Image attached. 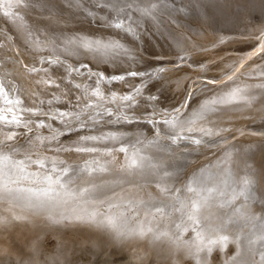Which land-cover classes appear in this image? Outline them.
I'll return each instance as SVG.
<instances>
[{"label": "rangeland", "instance_id": "rangeland-1", "mask_svg": "<svg viewBox=\"0 0 264 264\" xmlns=\"http://www.w3.org/2000/svg\"><path fill=\"white\" fill-rule=\"evenodd\" d=\"M0 1H9V0H0ZM10 1H15L16 3L18 2L17 4L14 3L13 6H15L16 9L18 10V7H19L18 4H20L21 5L20 9H22L23 13H24V10H26L25 14L27 15V17L24 14V18L26 17L25 22H22L23 24L20 23L21 25L18 26L19 29H18V27L15 28V26L11 24L12 22L15 24V22L13 21L14 17H12L11 15H9V16L5 15L7 11L2 12V6H3L2 4L3 3L1 4V2H0V15L4 14L3 16L2 15L0 16L1 17L0 18V43H2L4 45V47L0 46V48L2 47L5 54L7 53V57H5L6 56L5 54H4L5 56L2 54L5 57V58L3 57L5 61H1L2 55H0L1 56L0 57L1 58V60H0V63H1L0 64V75L2 73L4 75V76H1L2 78L0 77L2 79V80L1 79L0 80H1V82H5L4 84H7L6 80L7 81L12 80V82H14V83L16 81L23 82V86L21 87L23 89V91L20 88V94H18L19 96L17 95V91L19 89L18 87H16V88H14V87L8 88L7 87L8 88V90H7L6 85H3L4 87H2L0 85V88H1L0 91H2V92L5 91V95H6L4 98H2L3 101L5 102V105H4L5 107H3V105L0 107H3V109L4 108L5 109L1 111L2 108H0L1 114H3V116H5V113L7 115H10V116H12L11 114L16 115L17 117L16 116L15 117L17 119H19L17 121H20V124L18 122H16V123H18L16 125H19V126L23 125L21 127L22 131L20 130L19 132H17L20 129L19 128L15 132L16 134L14 132H11L9 129H7L8 130L7 135L10 138L6 139V140H8L6 148H9V146H13L15 144L14 147L15 146L16 147L13 148L14 154H16V155H23V154L27 155L28 159H30V157H31L33 162H30L28 164V166H32L35 164V165H38L39 167H43L42 160L43 161L46 160V162H48L47 161L48 158H53V160L56 163L60 161V164L62 163V164H66V165L69 164L68 162H77L79 160V159H77V160L76 159H68L70 157V154H74L75 157L80 158L79 161H85V163H86L85 166H83L81 169V170H83L82 174L79 173L80 174L79 176L76 174L71 175L73 177L71 179H74V180H72V183H70V184H72L74 186V188L76 187L77 190L67 191V192L63 191L64 193L63 192L62 193H60V192L55 193L54 192L51 194V191H53V189L51 190V188H50L47 191L48 193L46 192L48 195L47 196L48 198L50 196L55 197V195H59V194L61 197L63 195H65L66 198H69L70 194L79 193V191L84 193L88 189L89 190L86 192V196L90 195L91 192H93L94 190H99L103 193L106 192V193H104L106 195V197L107 196L111 197L110 195L116 194L115 188H116V186H118V184L116 185V183L118 181L120 184H123L124 181L125 182H128L130 180L134 181V179H132V177L126 178L124 176L123 178H117L118 173L116 171V169H117L116 165L117 164L119 167L121 166V168L123 170L125 168L131 166V164L129 162V158H130V154H129L130 151L129 150L130 149L125 148V147L123 148L124 144L121 145V143H120L121 141L119 142L120 145H118L119 146L118 147L117 145L113 146V144L110 142H107L108 144L104 145V142L102 143V140L99 139L100 138L99 136H101V134H103L105 132H107L106 134L110 133V132H108V131H110V128L107 126L106 122L104 124V122L101 123L102 122L101 121L100 124H97V126L95 124V122H97V120H99V118L105 119L106 117H108L107 115L111 114L112 109H115L113 107L115 105L111 104V101H110L111 99L108 98L109 95H111L113 98L115 96V98H118L119 101L120 100H122V102L124 101L123 104H121L120 108L124 109V110L126 109V111L128 110V113L133 114V115L144 116V115H148V114L151 115L154 112H158L162 115L164 114L163 116H168L169 114L172 115V116L167 117V119L169 118L170 120L167 121V119H165V120H161L158 123H161L164 127H166V125H168L169 121H172V120H176L178 122L182 121L183 122V125H182L183 130L181 132L179 131V128L177 127V124H178L177 122H173V123H177L175 126L174 125L172 126V124H169L170 125L169 129H165V130L166 131L168 130L169 133H171L170 137H172V138L177 137V138H179V140H181L182 142L187 143V144H188V142L189 143L195 142V143H193L194 148L191 150V152H189V150L188 151L184 150L183 152L181 151L182 155L176 154L174 152V151H179V149H175L173 152L169 151V153H175V155L178 156L177 158H180V160L177 162H173L172 164L170 162H165L164 160H161V162H158L157 165H159V166L157 168H151L153 172L150 170V172L153 174V176L155 175L153 178L151 177L152 176V174H151L150 177L144 176L140 179L141 175L138 174L139 177H137V176L136 177L139 178L140 181L135 180L134 183H132L133 184L132 185L133 190L137 189V191H131V192L130 191H124V192H122L121 197H120V199H122V201L120 202V204H118V200L116 197H112L110 199L107 197L108 199H106V200H108V202H109L108 206H106L107 203H105L104 200H102L101 203L99 204V207L97 208L98 214L91 216L92 218L90 217V214H88V213L84 214L87 219L89 218V221L83 218V219H81L80 222H75V221L71 222V221H67L66 219L59 217V216L53 218L52 216H48V215L44 214V212H46V211L47 212L53 211L52 210L53 207H51L52 205H56V206L60 205V203L58 201H55V200L51 201V199L44 201L43 205H41L40 207L38 205L34 204V207H27L26 209L21 208V207H24L25 205L18 203V202L14 203L13 201H9V202H4V201L1 202L0 201V207H1L0 208V264H236V261L238 259L237 257L239 255L238 254L239 250H237V246H236L237 244H235L236 243L235 240H234V243L232 244L230 241H228L229 239L226 238L225 240H223V244H222L223 246L221 244H218V245H216L217 247L214 246L212 249H210L208 247H204L206 243H203V241L206 238V234L215 235L214 233H218V232L220 233V231H218V230H221L220 227H222V226L224 227V225L232 223V222L242 223V222L249 221L251 224H248L247 228L252 226V225L255 226L256 222L252 221L251 219L239 221L238 216H239L240 211L249 212L252 215L256 216L258 219L264 218V209L256 207L259 205V202H261V201H263L261 203L264 204V195H263L264 194V155H263L264 154V113H263L264 112V107H263V105H264V102H263L264 101V95H263L264 94V17L261 18V16L264 14V12H262V11H264V6L260 3H258L259 7H256L257 10L252 9V11H251V8H253V3H250V2L244 3L243 2L245 4V6H244V4L242 5L244 8L240 7V6L234 7L237 10H235L236 13L233 15L235 16L237 14H241L242 16H240V18L237 20L236 25L235 26L232 25L231 27L220 26L221 28L218 27L215 29L214 28L215 26H213L214 24L212 25L209 21H206V20H208L207 18H206V20H204L206 22L201 21V19H204L203 18L204 15L198 16V19L197 18L196 19L186 18L185 20L188 23V25L186 27H184L185 32L183 31L185 34L187 33L186 35H184V38L186 39V41L183 40L184 41L183 43H185L184 47H186V48H184V50H182V48H181L180 53H179L181 55H179L178 54L179 50L176 49V47L173 45V42L170 39H168V40L166 39L167 43H170L168 46H166L167 43H157L158 44L157 45L156 41H153L154 39L150 35L149 36H146L147 34L142 35L141 34L142 32H140V34H141L140 35L136 30L132 29V26L134 27V25H135V21L130 22V24L132 25L131 26L130 24H128L127 20L125 21L124 19H122V20L119 19L117 21V23H114V22H111V20L110 21L108 19L106 20V18L104 16L98 15L99 16L98 17V16H96L97 14H92V17L94 19H96V21H94L95 23L93 21H91V23L90 22L87 23L86 20H82V18L79 15L69 13L70 11L64 12L65 10H63V12H64L63 13L61 10H57L58 11L57 13H56V11H54L56 13L55 16H52V14H45L48 11L47 8H49L48 2L51 3V1H55V0H48V1L47 0H37V1L33 0L34 3L32 0H10ZM92 1H95V4H97V6H99L101 8H103V7L106 8L108 6L107 4L101 2L102 0H97V1L92 0ZM29 2H31V3H29ZM88 2L91 3L90 1H88ZM27 4H28V6H27ZM24 7H26V8H24ZM29 7H31L33 10ZM108 7H110V6H108ZM194 7L195 6L191 4V8H193L195 10L199 9L198 7H197V9ZM139 8L144 9L143 7H139ZM245 8H247V9H245ZM29 9H30V11H29ZM37 9L42 10V12H39V11L37 12L36 11ZM147 9H149V6H147ZM70 10H73V9H70ZM137 10H133V13L134 14L140 13ZM144 10H146V9H144ZM33 11L36 13L34 14ZM241 11H243V12H241ZM246 12L249 15H247ZM31 13H32V15H31ZM39 13L47 15L48 17H46L44 15H40ZM226 15H225V17H226ZM245 15H247L248 17ZM31 16H32V19L34 18L33 20L31 19ZM61 16H62V19H61ZM2 17H3V19H2ZM58 17H60V18L57 19ZM52 18L55 19L54 22H52L53 21ZM98 18H100V19H98ZM242 18H245L246 22L242 21ZM101 19H102V21H100ZM37 20H39V21H37ZM40 20H42V21H40ZM45 20H47V21H45ZM103 20L104 21L106 20L105 22L108 21L109 23L107 22L108 23L107 24ZM189 20H190V22H189ZM227 20L228 19H225L224 21H227ZM6 21H7V23H6ZM99 21H100V23H99ZM56 22H57V24H55ZM97 22L99 24H97ZM8 23H9V25H8ZM39 23H41L42 25H40ZM102 23H105L106 26H104L105 24H102ZM54 24L56 26H54ZM96 24H97V26H96ZM91 25H93L94 28ZM82 26H86L88 30L86 29L87 30V31L85 30L86 32L84 30H81V28H83ZM103 26L107 27V29L104 28ZM237 26H240V27L237 28ZM5 27H6V29H5ZM22 27H24V28L22 29ZM86 27H84V28H86ZM108 27H109V29L111 28L110 29L111 32L108 31L109 30ZM234 27H235V30H234ZM53 28H55V29L57 28V30L54 29V31H55L54 32ZM61 28H62V30H61ZM101 28H103V32L106 29L105 31L107 33L106 34H105V32L103 33ZM130 28H131V30H130ZM222 28H223V30H222ZM17 29H18V31H16ZM118 29H120L121 31L119 30V32H123V34H124V32H127L125 34H126V36L127 35H129V36L126 37L125 35L120 34L121 35L120 37L122 38V40H121L120 37H117V36H119V33H117ZM45 30H47V31H45ZM98 30L99 31L101 30L100 34L98 33L99 32ZM15 31H16V33H15ZM19 31H21L22 33ZM57 31H59V32H57ZM65 31H68V32H65ZM69 31L71 32V34ZM26 33H28V34H26ZM64 33L65 34L68 33L69 35H72V34L73 35L74 34L80 35L81 37L83 35L84 40L86 41L87 45L89 44L90 39H92L91 37H95V35L97 37L96 39L100 40V41H98V43H100V42H103V43L109 42L110 43V41H112L113 43L117 42L118 46H120V45H127L128 46L129 45L128 48L130 47L131 52L134 55L122 54V53H116L115 55H113L114 54L113 53L111 55L110 54L111 52H102V50H101V52L98 51L99 55H97V57L94 58L95 59L94 62L96 61L97 63L92 62L93 59H90V58H88L87 55H85L87 57H84V58H86L89 61L91 60L90 65H92L93 63L95 65L97 64V66L93 65V69L89 68L90 73L88 74L87 80L85 82H78V80H77V81H75V83H73V81H71V83H70L68 81V79L65 80L67 82L65 84H64V82L63 83L62 82H60V83L55 82L56 81L55 77L58 79L59 77L61 78V76L64 77L65 75L72 76L71 75L72 73H70L69 71H66V70L59 71L61 73H60V76H58V74H57L58 72L54 73V72H51L50 69H47V67L48 68L55 67V65L54 66L52 65L51 58H50L52 56L53 51H54L53 54H55V56L56 55L60 56V54H64L63 48H62L63 45H61V43H64V38H65ZM16 34L18 35V37L21 36V39L23 37V41H21V42L17 41L15 38L12 39V36L14 37ZM23 34H25L27 36H25V35L23 36ZM43 34L46 35L45 36L46 38L44 37ZM91 34H93L94 36L93 35L91 36ZM151 35H154V34H151ZM38 36L39 37L43 36V37H40L41 40L49 42L51 44L50 49L48 47L41 49L42 47H40V45H39L40 43L39 44L34 43V41L37 42L39 40L37 38L34 39V37H38ZM61 36H62V38H61ZM138 36H139V38H138ZM143 36L145 37V39ZM223 36H225V37H223ZM53 37H55V38H53ZM115 37H117L118 39L120 38L119 39L120 42L115 41V39H114ZM134 37H135V40H134ZM58 38H59L60 42H59ZM130 38H131V40H130ZM147 38L149 40H147ZM96 39H95V41H97ZM132 39H133V41H138V42L134 43V42H132ZM24 40L27 41L26 42L27 44L24 42ZM143 40H145V41H143ZM16 41H17V44L18 43H21V44L24 43L25 46H24V44H22V45L19 44L20 45L19 48H20V50H22L20 52L21 54L16 56L15 58H13L10 55L12 52L9 50H10V48L15 46L16 43L13 44V42H16ZM30 42L31 43L33 42V43L31 44ZM151 42H153L155 45L154 44L152 45ZM29 43L34 47H32ZM109 43H107V44H109ZM145 43H146V45H145ZM90 44H91V42H90ZM159 44L163 45V46H160ZM131 45H133V46H131ZM22 46L25 48H23ZM137 46H138V48H137ZM6 47L7 48L9 47V49H7ZM21 47H22V49H21ZM28 47H29V49H28ZM166 47L167 48L169 47V49H166ZM32 48H34V49L36 48L35 49L36 52ZM53 48L55 50H53ZM164 48L166 49V51ZM170 48L172 50H170ZM5 49H7L8 51ZM39 49H40V51H39ZM132 49H133V51H132ZM104 50L109 51V49H107V48H104ZM31 51H33V52H31ZM140 52H141V54H140ZM22 53H23V55H22ZM39 53H40V55H39ZM30 54H31V56L34 54L33 57H31ZM177 54L179 55V57L177 56ZM127 55H129V56H127ZM9 56H11V57H9ZM66 56H68V55H66ZM101 56H103V57H101ZM132 56H134V57H132ZM138 56H139V59L141 58L143 61L140 59V62H139V60L137 59ZM140 56H142V57H140ZM32 58L33 59L35 58L37 60H33ZM132 58H134V59H132ZM86 59H84V60H86ZM108 59L112 60V61H109ZM117 60H118V62H117ZM11 61H13V62H11ZM106 61L108 64L106 63ZM20 62H21V64H20ZM120 62H123V63H120ZM138 62L140 64L137 65V67H135L136 64H138ZM155 62H159L162 64L156 66V65H154ZM63 64L66 65V63H63ZM178 64H180V65H178ZM105 65H107V66H105ZM115 65H116V67H115ZM128 65H129V67H128ZM130 65H131V67H130ZM257 65H259L258 69H261V70H258L257 68H255V67H257ZM104 66H105V68L106 67L107 68L112 67L113 69L111 68V72H110V69H107V68L105 69ZM119 66H120V68H118ZM155 67L156 68L158 67V69H160V71L157 69L158 70L157 75L155 74V75L147 77L146 75H148L150 73L149 71H151V73H152V70ZM5 68H7V69H5ZM10 68H11V70H10ZM96 68H98V69H96ZM121 68H123V69H121ZM126 68L128 70H126ZM129 68H130V71L132 70L131 72L129 71ZM142 68L149 70V71H147L149 73H147L146 75L141 74L144 77L139 78L138 77L139 75H137V74H140V72H144V71H141ZM8 69H9V71H8ZM17 69L18 70L21 69V70L18 71ZM120 69L124 72H121ZM251 69L254 73L251 72ZM115 70H117L118 73ZM249 70L251 73L249 72ZM256 70H258V71H256ZM48 71H50V72H48ZM98 71H102L104 74L107 72L108 73L105 74L106 76H104L100 73L97 74ZM113 71H115V72L113 73ZM46 72L49 73V75L50 74L51 75L50 76L47 75ZM62 72H63V74H62ZM256 72H258V73H256ZM41 73H43V75H41ZM115 73H117V74H115ZM184 73H186V74H184ZM245 73H247V74H245ZM262 73H263V75H262ZM109 74H111V75H109ZM252 74H254L255 76L253 75V77H252ZM44 75L47 79L43 78V80H41L42 79L41 77L42 76L44 77ZM112 75L116 76V78H118V79L115 80L116 79L115 78L114 81H111L113 79ZM32 76H34V77H32ZM126 76H127V79H129L128 81L126 79ZM135 76H136V78H135ZM258 76H260V77H258ZM17 77H18V79H17ZM48 77H49V79H48ZM124 77L126 80L124 79ZM34 78H35V80H33ZM36 79H38V80H36ZM52 79H54V80H52ZM99 79H102L104 81H108L105 83L104 91H102V92L100 91V88L97 87V83L100 82ZM254 79H256V82L257 81L261 82L260 87H258L259 85H256V82L255 83L253 82ZM61 80H63V78H61ZM34 81L37 82V83H35L36 85H34ZM51 81H52V83H50ZM116 81H118V85H116V83H117ZM259 82H257V83L259 84ZM67 84H69V86ZM125 84H127V85H125ZM129 84H131V85H129ZM61 85H62V88H61ZM71 85H72V87H71ZM113 85H115L114 86L115 88L113 87ZM255 85H256V87H254ZM50 86H51V88H50ZM81 86H83V88ZM118 86H119V88H118ZM133 86H135V88H131ZM249 86L252 88L254 87V89L250 88ZM59 88H60V91H59ZM65 88L67 91H65ZM235 88L237 91L235 90ZM262 88H263V90H261ZM127 89H128V91H127ZM57 90H58V92H57ZM97 90L100 92L99 97L97 96L98 94L96 93ZM244 90H245L246 94L243 92ZM105 91H106V93H105ZM256 91L258 94L255 93ZM239 92H241V93L238 94ZM33 93H34V95H33ZM75 93L77 94V96ZM101 93H103V94H101ZM133 93H135L136 95L133 96ZM54 94H56L57 96ZM61 94H62L63 98H62ZM249 94H250V96H248ZM254 94H256V96ZM67 95H69V97ZM233 95H234V97H233ZM251 95H253L254 97ZM24 96L26 99L24 98ZM35 96H39V97L34 98ZM29 97H30L32 103L30 102V99H28ZM84 97H88L89 100H88V98H84ZM141 97H143V98H141ZM260 97H262L263 100L260 99ZM93 98H95V99H93ZM226 98H229L230 100L229 99L227 100ZM250 98H252V99H250ZM78 99H79V101H78ZM92 99H93V102H92ZM25 100H27L29 102H26ZM221 100L223 102H221ZM225 100H227V101H225ZM14 101L20 102L23 105H20V107H19L17 105V103H15ZM75 101H77V102H75ZM34 102L37 104H35ZM86 102L88 104H86ZM161 102H162V105H161ZM1 104H3V103H1ZM139 104H141V105H139ZM149 104H151V105H149ZM40 106L42 108H40ZM195 107L197 110H195ZM211 107L212 108L214 107V108L212 109ZM203 109L207 110V111H204ZM208 109H210V110H208ZM108 110H109V112H108ZM91 111H92V113H91ZM103 111H106L108 113H105ZM173 113H175V115H173ZM94 115H95V117L93 118ZM181 116H183V117H181ZM81 117H83V118L81 119ZM188 117L191 120H189ZM95 118H97V119H95ZM45 119H47L49 122L47 125H46ZM58 119H60V120H58ZM59 121H61V123ZM88 121L93 122V123H90L91 126H90V124H87V125L85 124ZM166 122H167V124H166ZM186 122H188V123H186ZM51 124L56 125L54 127V129H56V130L57 129L61 130V128H63V126L66 127L65 129L69 135L67 134L66 131H63L62 133H59V134L57 133V135L61 136V138H65V139H62L63 141L65 140L64 142L56 141V143H55V141L52 139L53 137H51V136L48 137L47 134L46 135H44V134L40 135L44 132L45 133L49 132V130L54 131L53 127L50 126ZM185 124H189V125H187V127H186ZM207 124L208 125L212 124V125L210 127V126H207ZM127 126H129V128H131V129H128L126 131L125 134L127 136L125 134H121V136L119 138H122V136H124L123 137V139H124V138H126V137L128 138L132 135H133V137H138L142 133H144L143 130H141V128L139 129V132L135 131L137 129V127H136L137 125L135 127L133 125H131V126L127 125ZM205 126L207 127V129L204 128ZM77 127L80 130H77L78 129ZM81 127H82L83 131H85V129H86L87 132L85 131V133H88L89 135H86L84 132H82ZM101 127H105V128H101ZM157 127H158L157 128L158 131L160 129H161V131H163L162 127L161 128H160V126H157ZM195 127H196V129H195ZM23 128H25L27 131L24 130ZM75 128H77V129H75ZM97 128L98 129L101 128V129L98 130ZM105 129H108V130H105ZM192 129H194V130H192ZM203 129H205V131ZM210 129H212V131ZM71 130H72V132H71ZM95 130H96V133H99V134H95L94 133ZM195 130H196V132H195ZM2 131L4 132L5 130H2ZM178 131H179V134H177ZM192 131L195 134L191 133L192 135H190L189 132H192ZM3 132L0 133V137H1V135L6 133V132H4V133ZM38 132H40V133H38ZM75 132L80 133V134L76 135L77 137L81 136L82 134L83 135L81 136V138L80 137L77 138L75 136V138H76L75 139V138H73L74 136H72V135L76 134ZM101 132H103V133H101ZM128 132H129V134H128ZM183 132H186L189 134H186ZM201 132H203V133H201ZM205 132H208V133H206L207 135H205ZM210 132L212 134H210ZM90 133H92V134H90ZM112 133L117 135V132L111 131L110 134H112ZM18 134H20V135H18ZM92 136H94V137H92ZM181 136L182 137L185 136L186 139H185V137L183 139ZM191 136H193V137H191ZM151 137H155V136H151ZM22 138L23 139L27 138V140H25L26 142ZM74 139L78 140V141H74ZM71 140L74 142L73 143L74 147L68 146L65 149H63L64 151L67 150L66 151L67 155L66 154H64V155L60 154V150L55 147V146H59V145H57V143L58 144H62V143L68 144L66 141H71ZM95 140L97 141V143H95ZM43 141H45V142H43ZM52 141L54 142V144H52ZM99 141H101V142L99 143ZM186 141H188V142H186ZM9 142H12V143H9ZM80 142H82V143H80ZM98 143L102 148L98 145ZM21 144H22V149H20ZM69 144L72 145V142H69ZM80 144H84L85 146L80 145ZM27 145H29L30 147H28ZM107 145H108V147H107ZM17 146H19V148ZM23 146H24V148H23ZM79 147H80V149H79ZM103 147H104V149H103ZM198 147H199V150H197ZM44 148H46V149H44ZM209 148H211V149H209ZM76 149H78V151ZM126 149H128V150H126ZM245 149H247V151H245ZM134 150H136V149H134ZM106 151H109V152L107 153ZM193 151H195V154ZM201 151H203V152H201ZM39 152H40V154H39ZM68 152H69V154H68ZM185 152L187 153V156H186ZM188 152H189V154H188ZM198 152H201L203 155L201 153L197 154ZM77 153H82L83 155L77 156L76 155ZM124 153H125V155H124ZM235 153H237V154H235ZM65 155L69 156V157H67V158L63 157L62 158V156H65ZM140 155H141V151H140ZM197 155H199V156H197ZM9 156H11V155H9ZM191 158H192V160H191ZM216 158L219 161H217ZM11 159H13V158H11ZM211 159H215V160H213V162H212ZM57 160H59V161H57ZM89 160H91V161H89ZM186 160H187V162H186ZM221 160L223 161V163H221L222 162ZM36 161H38L39 164L36 163ZM182 161H183V163L185 162L184 163L185 166L183 164V167L181 165ZM188 162H190V165ZM210 162L212 164H209ZM90 163H92V164H90ZM203 163L206 165H204ZM219 163H221V164H219ZM171 165H172V167H171L172 169H176V168L181 166V170L183 169L182 171L187 170V173L185 176H183L184 174H182V179L180 180V182H176V183L171 182L170 179H169V182H166L165 180H163V179H165V177L159 176V175L164 174V173H161V169L164 166L166 169L167 167L170 168L169 166H171ZM212 165H213V167H212ZM216 165L220 166V168L216 167ZM25 166H27V165H25ZM39 167H37L35 169L38 170ZM49 167L50 166H48V167L45 166L44 168L48 169ZM192 167H193V169H192ZM199 170L200 171L202 170V171L200 172ZM102 171H104V172H102ZM207 171H212L213 174H220V175L223 174L225 171H227L226 172L227 174H224V175L228 179H229L228 174L230 176V179L233 178L232 180H234V178H235V181L233 182L234 185H237L235 187L239 188V189L241 188V190L244 189L242 192V195L244 197L245 196L252 197V202L247 203L249 205V207H246L245 204H240V203H242L240 200L234 199L233 205L239 204L237 207H234V206L230 205V202H231L230 198H232L233 194L229 193L227 195V198H228L227 200L229 202V205L226 206L224 201L221 200L222 197H220L219 200L215 197L217 200H215V203L212 202V205L218 203L219 205L225 207V209L218 208L217 206H215L213 208L210 207L211 208L210 212L206 216H204V218H203L204 225L206 224L205 225L206 228L204 229V228H199L202 225L201 224L197 225V222L194 221V220L201 219L200 217L197 216L198 209L193 208V205H192V207L189 206V204H192L191 202H189V200L191 198L193 199V191L194 190L191 191L188 189L189 190L188 191L186 188H187L188 183H189V185H191L194 182V181H191V183H190L188 181V179L191 180V178L195 177L197 179L196 182L198 184V177H202L200 174H204V173L206 174ZM261 171H262V173H261ZM167 174H168V171L166 173V176H167ZM191 176H193V177H191ZM75 177H77V178H75ZM184 177H188V178H186L184 180ZM15 178H18V177H15ZM244 179L245 180L247 179L249 181V183L245 184ZM55 180H56V182H54V183L63 185V183L60 179L55 178ZM18 181H23L22 177H20V179H18ZM35 181H37L38 184L45 182V181H39L37 178ZM242 181H243V183H242ZM46 183H49V182H46ZM93 184L98 185L100 188H90ZM184 184H186V185H184ZM239 185H241V186H239ZM176 186H179V187L183 186V189H181V192L179 193L180 195H178L174 191V187L176 188ZM242 186H243V188H242ZM172 188H173V190H172ZM251 188H253V189H251ZM260 188H262V189H260ZM145 189L149 190V192H150V193H147L146 196H145V193L148 191L144 192ZM141 191H143V192H141ZM18 192H20V191H18ZM22 192H24V191H22ZM168 192H170V193H168ZM41 195H44V194H41ZM174 195L176 197L175 199H173ZM95 198H97V197H95ZM95 198H91V199H95ZM91 199H87L86 201H89ZM176 199H178V202H175ZM96 200H98V199H96ZM161 200H163L164 202H162ZM183 200H184L185 204L183 203ZM45 203H49L52 205H47ZM20 205H22V206H20ZM162 205H166V206H162ZM204 206L207 207L208 205L205 204ZM174 207H175V209L173 211ZM30 208H31V210H30ZM149 208H153L154 210L152 212L148 213L147 210ZM177 208H178V210H176ZM163 209L166 212L163 213ZM179 211L181 213L183 211V213L180 214ZM184 212H185V214H184ZM172 213L176 214L177 219H174V220H176V221L178 220L177 223L172 221V219H171ZM192 215L193 216L196 215L195 219ZM109 216L110 217L112 216V218H110ZM16 217H23L24 219H17L16 220L15 219ZM189 217H191L192 220ZM182 218H183V220H182ZM196 218H199V219H196ZM187 220H191V222L187 221ZM181 222H182V224H184V223L187 224V222H188V224H187L188 227L191 225L188 228L189 230L186 228L180 227L179 223H181ZM195 222H196V224H195ZM220 223L224 224V225H219ZM170 224H172V225L169 226ZM193 224H194V227H196V229H199V230H196L194 227H192ZM210 225H212L211 228H209ZM175 226H177V228H175ZM247 228L244 229V231L247 233V235H249L250 237H253L254 233H251L252 227L250 229H247ZM202 229L205 231V233L204 232L201 233ZM199 232L201 233V237L199 236L200 235ZM203 234H205V235H203ZM226 234L227 235H235L236 231L235 230H229L226 232ZM202 236H203V238H202ZM200 239H201V241H200ZM259 240H260V238L255 239L254 244L258 243ZM199 241H200V243H199ZM201 242H202V244H201ZM242 243H243V240H242ZM219 249H221V250H219ZM245 257H246L248 264H249V261L251 259V255L249 253H246Z\"/></svg>", "mask_w": 264, "mask_h": 264}, {"label": "bare ground", "instance_id": "bare-ground-1", "mask_svg": "<svg viewBox=\"0 0 264 264\" xmlns=\"http://www.w3.org/2000/svg\"><path fill=\"white\" fill-rule=\"evenodd\" d=\"M33 1V0H32ZM31 1V2H32ZM37 1V0H36ZM48 1V0H47ZM88 1H90L91 3H89ZM97 1V0H96ZM239 1V2H238ZM1 2V4L3 5L2 6V12L3 11H7L6 12V14L5 15H7V16H9V15H11L12 17H14L13 19V21L15 22V24L12 22L11 24L12 25H14L15 26V28L16 27H18V26H20L21 24H23L22 22H25V18L27 17V15L25 14V11L26 10H24V13H23V11H22V9H20L21 8V5L20 4H18V10L16 9V7L15 6H13L14 5V3H16L15 1H0ZM31 2H29V3H31ZM100 2V1H99ZM101 2H103V3H105V4H107L108 6H110V7H106V8H101V7H99V6H97V4H95V1H92V0H55V1H51V3L50 2H48L49 3V8H47L48 9V11L46 12L44 9V11L46 12L45 14H52V16H55L56 15V13L58 12L57 10H61L62 12H63V10H65L64 12H66V11H70L69 13H72V14H77V15H79L81 18H82V20H86V22L87 23H91V21H96V19H94L93 17H92V14H97L96 16H98V15H100V16H104L105 18H106V20L108 19L109 21L111 20V22H114V23H117V21L119 20V19H124L125 21L127 20V22H128V24H130V22H133V21H135V25H134V27L132 26V29H134V30H136L139 34H140V32H142L141 34L142 35H144V34H147L146 36H151L154 40L153 41H156V44L157 43H167V40L168 39H170L172 42H173V45L176 47V49H178L179 50V52H178V54L180 53V50H181V48H182V50H184V48H186V47H184V45H185V43H183L184 41H186V39L184 38V35H186L184 32V27H186L187 25H188V23L186 22V18H194V19H198V16H202V15H204L203 16V18L204 19H201V21H203V22H206V21H209L213 26H215L214 28L216 29V28H218V27H220V26H226V27H231L232 25L233 26H235L236 25V22H237V20L240 18V16H242L241 14H237V15H233V14H235L236 13V11L235 10H237L236 8H234V7H238V6H240V7H243L242 5L245 3V2H247V3H253V8H251V11H252V9H255V10H257L256 9V7H259L258 6V3H260V4H262L263 6H264V0H102ZM244 2V3H243ZM18 3V2H17ZM16 3V4H17ZM28 3V4H29ZM33 3H34V1H33ZM44 3V2H43ZM28 4H27V6H28ZM191 4L192 5H194L195 7L194 8H196L197 9V7L199 8V9H197V10H195V9H193V8H191ZM26 5V4H25ZM38 5V4H37ZM112 5V6H111ZM11 6V7H10ZM32 6V5H31ZM147 6H149V9H147ZM244 6H245V4H244ZM36 7V6H35ZM43 7V6H42ZM41 7V8H42ZM47 7V6H46ZM139 7H143L144 9H146V10H144V9H140ZM248 7V6H247ZM24 8H26V7H24ZM23 8V9H24ZM29 8H31V7H29ZM73 9V10H70V9ZM244 8V7H243ZM32 9V8H31ZM138 9V10H137ZM245 9H247V8H245ZM33 10V9H32ZM133 10H137V11H139L140 13H133ZM29 11H30V9H29ZM28 11V12H29ZM37 12L39 11V12H42V10H36ZM43 11V12H44ZM54 11H56V13L54 12ZM196 13H195V12ZM32 12V11H31ZM34 12V11H33ZM63 12V13H64ZM135 12V11H134ZM241 12H243V11H241ZM248 12V11H247ZM247 12H246V14H247ZM262 12H264V11H262ZM27 13V12H26ZM30 13V12H29ZM28 13V14H29ZM36 12H34V14H35ZM252 13V12H251ZM24 14H25V18H24ZM40 15H44V14H42V13H39ZM227 14V15H226ZM2 16L4 15V14H1ZM0 15V16H1ZM31 15H32V13H31ZM68 15V14H67ZM66 15V16H67ZM70 15V14H69ZM225 15H226V17H225ZM247 15H249V14H247ZM247 15H245V16H247ZM6 16V17H7ZM34 16V15H33ZM44 16H46V17H48L47 15H44ZM51 16V17H52ZM71 16V15H70ZM73 16V15H72ZM180 16V17H179ZM30 17V16H29ZM50 17V16H49ZM99 17V16H98ZM236 17V18H235ZM248 17V16H247ZM264 17V14L261 16V18H263ZM1 18V17H0ZM60 17H58L57 19H59ZM84 18V19H83ZM206 18L208 19V20H206ZM228 19L227 21H224L225 19ZM2 19H3V17H2ZM1 19V20H2ZM6 19V18H5ZM4 19V20H5ZM31 19H32V16H31ZM34 19V18H33ZM32 19V20H33ZM50 19V18H49ZM48 19V20H49ZM53 19V21L52 22H54L55 21V19L54 18H52ZM56 19V20H57ZM61 19H62V16H61ZM60 19V20H61ZM98 19H100V18H98ZM200 19V18H199ZM8 20V19H7ZM74 20V19H73ZM105 20V21H106ZM204 20H206V21H204ZM3 21V20H2ZM10 21V20H9ZM12 21V20H11ZM37 21H39V20H37ZM40 21H42V20H40ZM45 21H47V20H45ZM62 21V20H61ZM66 21V20H65ZM69 21V20H68ZM100 21H102V19L100 20ZM100 21H99V23H100ZM104 21V20H103ZM104 21V22H105ZM224 21V22H223ZM242 21H244V22H246V19L245 18H242ZM5 22V21H4ZM59 22V21H58ZM79 22V21H78ZM108 22V21H107ZM107 22H105V23H107ZM189 22H190V20H189ZM202 22V23H203ZM234 22V23H233ZM6 23H7V21H6ZM10 23V22H9ZM9 23H8V25H9ZM21 23V24H20ZM51 23V22H50ZM68 23V22H67ZM66 23V24H67ZM75 23V22H74ZM95 23V22H94ZM98 22H97V24H99ZM105 23H102V24H105ZM109 23V22H108ZM107 23V24H108ZM223 23V24H222ZM5 24V23H4ZM40 25H42L41 23H39ZM55 24H57V22L55 23ZM54 24V26H56ZM59 24V23H58ZM97 24H96V26H97ZM134 24V23H133ZM139 24V25H138ZM192 24V23H191ZM204 24V23H203ZM64 25V24H63ZM77 25V24H76ZM11 26V25H10ZM39 26V25H38ZM58 26V25H57ZM60 26V25H59ZM81 26V25H80ZM92 27H93V25H91ZM104 26H106V24L104 25ZM103 26V27H104ZM109 26V25H108ZM120 26V25H119ZM178 26V27H177ZM12 27V26H11ZM61 27V26H60ZM83 28H81V30H86L87 29V27L86 26H82ZM84 27H86V28H84ZM101 27V26H100ZM112 27V26H111ZM130 27V26H129ZM225 27V28H226ZM238 27H240V26H237V28ZM14 28V27H13ZM12 28V29H13ZM24 27H22V29H23ZM44 28V27H43ZM94 28V27H93ZM104 28H106L107 29V27H104ZM120 28V27H119ZM122 28V27H121ZM136 28V29H135ZM221 28V27H220ZM219 28V29H220ZM224 28V27H223ZM223 28H222V30H223ZM5 29H6V27H5ZM18 29H19V27H18ZM18 29L16 30V31H18ZM26 29V28H25ZM52 29V28H51ZM54 29L55 28H53V31H54ZM60 29V28H59ZM100 29V28H99ZM102 29V32H103V28H101ZM105 29V30H106ZM108 29H109V27H108ZM111 29V28H110ZM110 29L108 30V31H110ZM113 29V28H112ZM116 29V28H115ZM114 29V30H115ZM183 29V30H182ZM218 29V30H219ZM248 29V28H247ZM55 30H57V28L55 29ZM61 30H62V28H61ZM88 30V29H87ZM86 30V31H87ZM91 30V29H90ZM89 30V31H90ZM94 30V29H93ZM104 30V32H105V34L107 33L106 31ZM119 30L120 29H118V31H117V33H119V36H117V37H120L121 35L120 34H122V35H125L126 36V34L125 33H127V32H124V34H123V32H119ZM125 30V29H124ZM130 30H131V28H130ZM229 30V29H228ZM234 30H235V27H234ZM16 31H15V33H16ZM22 31V30H21ZM21 31H19V32H21ZM24 31V30H23ZM45 31H47V30H45ZM77 31V30H76ZM85 31V32H86ZM95 31V30H94ZM93 31V32H94ZM99 31V30H98ZM101 31V30H100ZM100 31L98 32L99 34H100ZM121 31V30H120ZM184 31V32H183ZM11 32V31H10ZM25 32V31H24ZM55 32V31H54ZM57 32H59V31H57ZM62 32V31H61ZM60 32V33H61ZM65 32H68V31H65ZM70 32V31H69ZM103 32V33H104ZM111 32V31H110ZM116 32V31H115ZM132 32V31H131ZM135 32V31H134ZM234 32V31H233ZM232 32V33H233ZM22 33V32H21ZM63 33V32H62ZM61 33V34H62ZM97 33V32H96ZM113 33V32H112ZM228 33V32H227ZM239 33V32H238ZM2 34V33H1ZM18 34V33H17ZM15 35L14 37L12 36V39H16L17 41H23V37H22V39H21V36L20 37H18V35ZM26 34H28V33H26ZM41 34V33H40ZM70 34H71V32H70ZM83 34V33H82ZM86 34V33H85ZM84 34V35H85ZM111 34V33H110ZM115 34V33H114ZM113 34V35H114ZM140 34V35H141ZM151 34H154V35H151ZM11 35V34H10ZM21 35V34H20ZM25 34H23V36H24ZM44 35V34H43ZM93 34H91V36H92ZM108 35V34H107ZM112 35V36H113ZM25 36H27V35H25ZM46 35H44V37H45ZM55 36V35H54ZM57 36V35H56ZM64 36H65V38H64V43H61V45H63L62 46V48H63V52H64V54H60V56L59 55H56L55 56V54H53V52H52V56L50 57L51 58V62H52V65L54 66L55 65V67H51V68H48L47 67V69H50L51 70V72H58L57 74H58V76H60V73L61 72H59V71H63V70H66V71H69L70 73H72L71 75L72 76H68V75H65L64 77H62L61 76V78H63V80H61V78L58 80L56 77H55V79H56V81L55 82H64V84L65 83H67L65 80L66 79H68V81L71 83V81H73V83H75V81H77L78 80V82H85L86 80H87V76H88V74L90 73V69L89 68H92L93 69V65L94 66H97V64L95 65L94 63H97L96 61L94 62V58L95 57H97V55H99L98 54V51H100L101 52V50H102V52H111L110 54L112 55L113 53V55H115L116 53H122V54H131V55H134L132 52H131V49H130V47L128 48V46L127 45H120V46H118V44H117V42L116 43H113L112 41H110V43L109 42H106V43H103V42H100V43H98V41H100V40H97L96 38V35H95V37H91L92 39H90V42H91V44H90V42H89V44L87 45V43H86V41L84 40V36L82 35V37L80 36V35H69L68 33L67 34H65L64 33ZM94 36V35H93ZM100 36V35H99ZM102 36V35H101ZM105 36V35H104ZM116 36V35H115ZM127 36H129V35H127ZM126 36V37H127ZM39 37V36H38ZM38 37H34V39L35 38H37V39H39L37 42H35L34 41V43L35 44H39L40 45V47H42L41 49H44V48H49L50 49V46H51V44L49 43V42H46V41H43V40H41V38L40 37H43V36H40L39 38ZM103 37V36H102ZM108 37V36H107ZM114 37V36H113ZM117 37H115L114 39H115V41H119L120 42V38L118 39ZM144 37V36H143ZM223 37H225V36H223ZM33 38V37H32ZM46 38V37H45ZM49 38V37H48ZM53 38H55V37H53ZM61 38H62V36H61ZM94 38V39H93ZM138 38H139V36H138ZM75 39V40H74ZM95 39L97 40V41H95ZM125 39V38H124ZM123 39V40H124ZM144 39H145V37H144ZM167 39V40H166ZM193 39V38H192ZM249 39V38H248ZM58 40H59V38H58ZM57 40V41H58ZM121 40H122V38H121ZM130 40H131V38H130ZM134 40H135V37H134ZM147 40H149L148 38H147ZM152 40V39H151ZM184 40V41H183ZM196 40V39H195ZM236 40V39H235ZM17 41L16 42H13V44L14 43H16L15 44V46L14 47H12V48H10V50L9 51H11L12 53L10 54L13 58H15L16 56H18V55H20L21 53V51L22 50H20V45H22V44H24V43H18L17 44ZM109 41V40H108ZM114 41V40H113ZM128 41V40H127ZM143 41H145V40H143ZM219 41V40H218ZM24 42L26 43L27 41H25L24 40ZM52 42V41H51ZM59 42H60V40H59ZM123 42V41H122ZM132 42H138V41H133V39H132ZM141 42V41H140ZM147 42V41H146ZM171 42V43H172ZM31 43V42H30ZM29 43V44H30ZM33 43V42H32ZM31 43V44H32ZM107 43H109V44H107ZM129 43V42H128ZM142 43V42H141ZM150 43V42H149ZM152 43V45L154 44L153 42H151ZM189 43V42H188ZM1 45L0 46H2V47H4V45L2 44V43H0ZM20 44V45H19ZM27 44V43H26ZM30 44V45H31ZM133 44V43H132ZM138 44V43H137ZM170 43H167L166 44V46H168ZM190 44V43H189ZM19 45V46H18ZM29 45V46H30ZM34 45V44H33ZM55 45V44H54ZM59 45V44H58ZM145 45H146V43H145ZM144 45V46H145ZM155 45V44H154ZM158 45V44H157ZM160 45V44H159ZM172 45V44H171ZM24 46H25V44H24ZM32 46V45H31ZM38 46V45H37ZM131 46H133V45H131ZM148 46V45H147ZM160 46H163V45H160ZM159 46V47H160ZM2 47L0 48V55H4L5 54V52L3 51V49H2ZM23 47V46H22ZM22 47H21V49H22ZM32 47H34V46H32ZM55 47V46H54ZM135 47V46H134ZM165 47V46H164ZM7 48V47H6ZM23 48H25V47H23ZM27 48V47H26ZM37 48V47H36ZM35 48V49H36ZM101 48V49H100ZM103 48V49H102ZM104 48H107V49H109V51H106V50H104ZM137 48H138V46H137ZM155 48V47H154ZM7 49H9V47L7 48ZM7 49H5V50H7ZM28 49H29V47H28ZM27 49V50H28ZM32 49H34V48H32ZM34 49V50H35ZM48 49V50H49ZM59 49V48H58ZM61 49V48H60ZM145 49V48H144ZM157 49V48H156ZM155 49V50H156ZM159 49V48H158ZM163 49V48H162ZM165 49V48H164ZM166 49H169V47L167 48L166 47ZM166 49H165V51H166ZM229 49V48H228ZM31 50V49H30ZM33 50V51H34ZM53 50H55L54 48H53ZM135 50V49H134ZM170 50H172L171 48H170ZM239 50V49H238ZM3 51V52H2ZM8 51V50H7ZM33 51H31V52H33ZM39 51H40V49H39ZM43 51V50H42ZM41 51V52H42ZM60 51V50H59ZM132 51H133V49H132ZM186 51V50H185ZM235 51V50H234ZM27 52V51H26ZM35 52H36V50H35ZM50 52V51H49ZM170 52V51H169ZM29 53V52H28ZM35 54V53H34ZM33 54V55H34ZM46 54V53H45ZM140 54H141V52H140ZM177 54V56L179 57V55H181V54H179L178 55ZM2 55V60H1V58H0V60L1 61H5L4 60V58L5 57H7V53L3 56ZM22 55H23V53H22ZM33 55L31 56V54H30V56L31 57H33ZM39 55H40V53H39ZM38 55V56H39ZM44 55V54H43ZM47 55V54H46ZM65 55V56H64ZM66 55H68V56H66ZM85 55H87L88 56V58H90V59H93L92 60V62H94L92 65H90V62H91V60L89 61V60H87L86 58H84V57H87V56H85ZM129 55H127V56H129ZM136 55V54H135ZM11 56H9V57H11ZM122 56V55H121ZM176 56V55H175ZM1 57V56H0ZM4 57V58H3ZM37 57V56H36ZM101 57H103V56H101ZM113 57V56H112ZM119 57V56H118ZM125 57V56H124ZM132 57H134V56H132ZM140 57H142V56H140ZM39 58V57H38ZM109 58V57H108ZM117 58V57H116ZM127 58V57H126ZM131 58V57H130ZM144 58V57H143ZM33 59V58H32ZM84 59H86V60H84ZM100 59V58H99ZM120 59V58H119ZM132 59H134V58H132ZM137 59L139 60V62H140V59H139V56L137 57ZM246 59V58H245ZM16 60V59H15ZM14 60V61H15ZM33 60H37V59H33ZM109 60V59H108ZM130 60V59H129ZM142 60V59H141ZM9 61V60H8ZM19 61V60H18ZM89 61V62H88ZM104 61V60H103ZM109 61H112V60H109ZM143 61V60H142ZM11 62H13V61H11ZM26 62V61H25ZM34 62V61H33ZM116 62V61H115ZM117 62H118V60H117ZM138 62V64H136V66L135 67H137V65H139L140 63ZM4 63V62H3ZM10 63V62H9ZM63 63H66V65L65 64H63ZM99 63V62H98ZM106 63H107V61H106ZM120 63H123V62H120ZM134 63V62H133ZM1 64V63H0ZM12 64V63H11ZM19 64V63H18ZM20 64H21V62H20ZM108 64V63H107ZM162 63H159V62H155V64L154 65H156V66H158V65H161ZM181 64V63H180ZM180 64H178V65H180ZM14 65V64H13ZM133 65V64H132ZM261 65V64H260ZM105 66H107V65H105ZM105 66H104V68H105ZM127 66V65H126ZM134 66V65H133ZM142 66V65H141ZM140 66V67H141ZM175 66V65H174ZM258 66L259 65H257V67H255V68H257L258 69ZM4 67V66H3ZM2 67V68H3ZM16 67V66H15ZM24 67V66H23ZM115 67H116V65H115ZM128 67H129V65H128ZM130 67H131V65H130ZM262 67V66H261ZM1 68V69H2ZM36 68V67H35ZM102 68V67H101ZM107 68V67H106ZM105 68V69H106ZM112 68V67H111ZM111 68H107V69H110V72H111ZM118 68H120V66L118 67ZM134 68V67H133ZM139 68V67H138ZM161 68V67H160ZM5 69H7V68H5ZM31 69V68H30ZM60 69V70H59ZM95 69V68H94ZM96 69H98V68H96ZM103 69V68H102ZM113 69V68H112ZM115 69V68H114ZM121 69H123V68H121ZM120 69V70H121ZM158 67L156 68H154L153 70H152V73H151V71H149V70H147V69H143L142 68V70L141 71H144V72H140V74H137V75H139L138 77L140 78V77H144V76H142L141 74H147V73H149L148 75H146L147 77H149V76H152V75H157V72H158V70L160 71V69H158ZM10 70H11V68H10ZM18 70V69H17ZM21 69H19L18 71H20ZM42 70V69H41ZM81 70V71H80ZM126 70H128L127 68H126ZM258 70H261V69H258ZM258 70H256V71H258ZM8 71H9V69H8ZM109 71V70H108ZM116 72H117V70H115ZM115 71H113V73L115 72ZM119 71V70H118ZM129 71H130V68H129ZM132 71V70H131ZM130 71V72H131ZM147 71H149V72H147ZM5 72V71H4ZM22 72V71H21ZM48 72H50V71H48ZM121 72H124V71H122L121 70ZM156 72V73H155ZM249 72H250V70H249ZM251 72H253L252 71V69H251ZM250 72V73H251ZM261 72V71H260ZM47 73V72H46ZM102 74V75H104V76H106L105 74H107V73H103L102 71H98V73L97 74ZM118 73V72H117ZM117 73H115V74H117ZM254 73V72H253ZM256 73H258V72H256ZM8 74V73H7ZM56 74V75H57ZM62 74H63V72H62ZM61 74V75H62ZM65 74V73H64ZM165 74V73H164ZM184 74H186V73H184ZM245 74H247V73H245ZM261 74V73H260ZM12 75V74H11ZM16 75V74H15ZM30 75V74H29ZM41 75H43V73H41ZM46 75V74H45ZM45 75H44V77L42 76L40 79L41 80H43V78H45V79H47L46 77H45ZM47 75H49V73H47ZM51 75V74H50ZM49 75V76H50ZM53 75V74H52ZM109 75H111V74H109ZM114 75V74H113ZM112 75V77H113V79L111 80V81H114V79L116 78V76H113ZM123 75V74H122ZM131 75V74H130ZM249 75V74H248ZM247 75V76H248ZM251 75V74H250ZM253 75L254 74H252V77H253ZM262 75H263V73H262ZM1 76H4L3 75V73L0 75V77ZM7 76V75H6ZM13 76V75H12ZM26 76V75H25ZM38 76V75H37ZM245 76V75H244ZM255 76V75H254ZM257 76V75H256ZM21 77V76H20ZM32 77H34V76H32ZM40 77V76H39ZM53 77V76H52ZM122 77V76H121ZM133 77V76H132ZM250 77V76H249ZM258 77H260V76H258ZM2 78V77H1ZM0 78V79H1ZM30 78V77H29ZM51 78V77H50ZM135 78H136V76H135ZM164 78V77H163ZM6 79V78H5ZM17 79H18V77H17ZM32 79V78H31ZM44 79V80H45ZM48 79H49V77H48ZM118 78H116L115 80H117ZM124 79H125V77H124ZM126 79H127V76H126ZM125 79V80H126ZM132 79V78H131ZM161 79V78H160ZM253 79V78H252ZM2 80V79H1ZM1 80H0V85L2 86V87H4L3 85H6V89L8 90V88H12V87H14V88H16V87H18L19 89H18V91H17V95L18 94H20V88L23 86V82H18V81H16L15 83L14 82H12V80L11 81H7L6 80V82H7V84H4L5 82H1ZM21 80V79H20ZM29 80V79H28ZM33 80H35V78L33 79ZM32 80V81H33ZM36 80H38V79H36ZM52 80H54V79H52ZM100 80V82L99 83H97V87L98 88H100V91L102 92V91H104V87H105V83L106 82H108V81H104V80H102V79H99ZM129 79H127V81H128ZM136 80V79H135ZM139 80V79H138ZM255 80V81H254ZM253 80V82L255 83L256 82V79H254ZM31 81V80H30ZM40 81V80H39ZM46 81V80H45ZM120 81V80H119ZM133 81V80H132ZM149 81V80H148ZM252 81V80H251ZM250 81V82H251ZM18 82V83H17ZM48 82V81H47ZM68 82V83H69ZM117 83H116V85H118V81H116ZM121 82V81H120ZM131 82V81H130ZM136 82V81H135ZM244 82V81H243ZM247 82V81H246ZM257 82H259V81H257ZM256 82V85H259L258 87H260V83L261 82H259V84ZM35 83H37V82H35L34 81V85H36ZM41 83V82H40ZM50 83H52V81L50 82ZM58 83V84H59ZM95 83V82H94ZM191 83V82H190ZM248 83V82H247ZM252 84V83H251ZM25 85V84H24ZM60 85V84H59ZM68 86H69V84H67ZM94 85V84H93ZM125 85H127V84H125ZM129 85H131V84H129ZM135 85V84H134ZM254 85V84H253ZM256 85L254 86V87H256ZM26 86V85H25ZM88 86V85H87ZM115 85H113V87H114ZM188 86V85H187ZM8 87V88H7ZM28 87V86H27ZM44 87V86H43ZM60 87V86H59ZM66 87V86H65ZM71 87H72V85H71ZM70 87V88H71ZM82 88H83V86H81ZM130 87V86H129ZM241 87V86H240ZM250 87V86H249ZM254 87L252 88V87H250V88H252V89H254ZM46 88V87H45ZM50 88H51V86H50ZM61 88H62V85H61ZM115 88V87H114ZM118 88H119V86H118ZM122 88V87H121ZM127 88V87H126ZM131 88H135V86H133V87H131ZM130 88V89H131ZM191 88V87H190ZM189 88V89H190ZM242 88V87H241ZM57 89V88H56ZM68 89V88H67ZM108 89V88H107ZM111 89V88H110ZM117 89V88H116ZM238 89V88H237ZM0 90H1V88H0ZM21 90L23 91V89L21 88ZM55 90V89H54ZM113 90V89H112ZM119 90V89H118ZM122 90V89H121ZM125 90V89H124ZM132 90V89H131ZM235 90H236V88H235ZM256 90V89H255ZM261 90H263V88L261 89ZM59 91H60V88H59ZM65 91H67L66 90V88H65ZM114 91V90H113ZM127 91H128V89H127ZM237 91V90H236ZM260 91V90H259ZM28 92V91H27ZM33 92V91H32ZM57 92H58V90H57ZM56 92V93H57ZM70 92V91H69ZM115 92V91H114ZM149 92V91H148ZM245 94H246V92H245V90L243 91ZM242 92V93H243ZM26 93V92H25ZM88 93V92H87ZM96 93L98 94L97 96L99 97V95H100V92L97 90L96 91ZM105 93H106V91H105ZM241 92H239L238 94H240ZM255 93H257V91L255 92ZM11 94V93H10ZM64 94V93H63ZM76 94V93H75ZM74 94V95H75ZM79 94V93H78ZM101 94H103V93H101ZM141 94V93H140ZM139 94V95H140ZM144 94V93H143ZM147 94V93H146ZM150 94V93H149ZM235 94V93H234ZM237 94V93H236ZM253 94V93H252ZM258 94V93H257ZM33 95H34V93H33ZM36 95V94H35ZM54 95H56V94H54ZM53 95V96H54ZM65 95V94H64ZM80 95V94H79ZM78 95V96H79ZM114 95V94H113ZM134 95H136L135 93H133V96ZM255 96H256V94H254ZM264 95V94H263ZM0 106H2L3 105V107H5L4 105H5V102L3 101V99L2 98H4L6 95H5V91L4 92H2V91H0ZM19 96V95H18ZM17 96V97H18ZM30 96V95H29ZM57 96V95H56ZM61 96H62V94H61ZM68 97H69V95H67ZM76 96H77V94H76ZM75 96V97H76ZM163 96V95H162ZM230 96V95H229ZM237 96V95H236ZM248 96H250V94L248 95ZM251 96H253V95H251ZM38 98L39 96H35L34 98ZM72 97V96H71ZM91 97V96H90ZM117 97V96H116ZM159 97V96H158ZM161 97V96H160ZM231 97V96H230ZM233 97H234V95H233ZM254 97V96H253ZM24 98H25V96H24ZM55 98V97H54ZM53 98V99H54ZM61 98V97H60ZM62 98H63V96H62ZM78 98V97H77ZM81 98V97H80ZM84 98H88V97H84ZM92 98V97H91ZM108 98L109 99H111L110 101H111V104H114L115 106H113L115 109H112V111H111V114L110 115H107L108 117H106L105 119H102V118H99V120H97V122H95V124H96V126H97V124H100V122L101 123H103L104 122V124H105V122L107 123V126L110 128V131H108V132H110L111 133V131L112 132H117V135L116 134H114V133H112V134H110V133H108V134H106L107 132H105V133H103V132H101V133H103V134H101V136H99L100 138L99 139H101L102 140V143L104 142V145L105 144H108L107 142H110V143H112L113 144V146H118V145H120L119 144V142L121 143V145L122 144H124L123 145V148L125 147V148H128V149H130L128 152H129V154H130V158H129V162H130V164H131V166H129V167H127V168H125L124 170L121 168V166L119 167L118 166V164L116 165L117 166V169H116V171H117V178H123L124 176L127 178V177H132V179H134V181L136 180V181H140V179L142 178V177H144V176H151V172H150V170L152 171V169L151 168H157L159 165H157L158 164V162H161V160H164L165 162H170L171 164L173 163V162H177V161H179L180 160V158H177L178 156H176L175 155V153L176 154H179V155H182V153H181V151L183 152L184 150H189V152H191V150L194 148V144L193 143H195V142H188V141H186V142H188V144L187 143H184V142H182L181 140H179V138H177V137H174V138H172V137H170V135H171V133H169V131L167 132L165 129H169V124H172V126L174 125H176L177 123V127L179 128V131L181 132L183 129V122L181 121V122H178V121H176V120H172V121H169V123H168V125H166V127H164L161 123H158V122H160L161 120H165V119H167V117L168 116H172V115H168V116H163L162 114H160V113H158V112H154L153 114H151V115H144V116H137V115H133V114H130V113H128V110L126 111V109L124 110V109H121L120 107H121V104H123V102H122V100H118V98H115V96H114V98L111 96V95H109L108 96ZM141 98H143V97H141ZM162 98V97H161ZM12 99V98H11ZM26 99V98H25ZM28 99H30V97L28 98ZM65 99V98H64ZM74 99V98H73ZM82 99V98H81ZM93 99H95V98H93ZM93 99H92V102H93ZM105 99V98H104ZM136 99V98H135ZM138 99V98H137ZM227 100L229 99V98H226ZM250 99H252V98H250ZM260 99H262V97H260ZM13 100V99H12ZM33 100V99H32ZM37 100V99H36ZM63 100V99H62ZM88 100H89V98H88ZM140 100V99H139ZM142 100V99H141ZM227 100H225V101H227ZM230 100V99H229ZM263 100V99H262ZM26 102H29V101H27V100H25ZM43 101V100H42ZM78 101H79V99H78ZM81 101V100H80ZM86 101V100H85ZM158 101V100H157ZM15 102V101H14ZM30 102H31V99H30ZM63 102V101H62ZM75 102H77V101H75ZM84 102V101H83ZM221 102H223L222 100H221ZM220 102V103H221ZM264 102V101H263ZM1 103H3V104H1ZM15 103H17V105L20 107V105H23L22 103H20V102H15ZM32 103V102H31ZM35 103V102H34ZM80 103V102H79ZM85 103V102H84ZM35 104H37V103H35ZM86 104H88L87 102H86ZM129 104V103H128ZM137 104V103H136ZM40 105V104H39ZM139 105H141V104H139ZM138 105V106H139ZM149 105H151V104H149ZM161 105H162V102H161ZM160 105V106H161ZM194 105V104H193ZM203 105V104H202ZM259 105V104H258ZM91 106V105H90ZM93 106V105H92ZM119 106V107H118ZM206 106V105H205ZM212 106V105H211ZM216 106V105H215ZM218 106V105H217ZM3 107H0V108H2L1 109V111L2 110H4L3 109ZM182 107V106H181ZM258 107V106H257ZM256 107V108H257ZM263 107H264V105H263ZM18 108V107H17ZM40 108H42L41 106H40ZM135 108V107H134ZM139 108V107H138ZM142 108V107H141ZM207 108V107H206ZM212 108V107H211ZM214 108V107H213ZM212 108V109H213ZM262 108V107H261ZM147 109V108H146ZM160 109V108H159ZM180 109V108H179ZM259 109V108H258ZM84 110V109H83ZM106 110V109H105ZM109 110H108V112H109ZM150 110V109H149ZM148 110V111H149ZM195 110H197L196 109V107H195ZM204 110V109H203ZM208 110H210V109H208ZM221 110V109H220ZM260 110V109H259ZM80 111V110H79ZM88 111V110H87ZM204 111H207V110H204ZM203 111V112H204ZM262 111V110H261ZM260 111V112H261ZM5 112V111H4ZM35 112V111H34ZM103 112H105V113H108V112H106V111H103ZM127 112V113H126ZM175 112V111H174ZM179 112V111H178ZM200 112V111H199ZM209 112V111H208ZM227 112V111H226ZM78 113V112H77ZM76 113V114H77ZM91 113H92V111H91ZM104 113V114H105ZM136 113V112H135ZM147 113V112H146ZM151 113V112H150ZM264 113V112H263ZM16 114V113H15ZM12 116H10V115H7L6 113H5V116H3V114H1V112H0V133L1 132H3L2 130H5L4 132H6L5 134H3V135H1V137H0V201L2 202V201H4V202H9V201H13L14 203H21V204H24L25 206L24 207H21V208H24V209H26L27 207H34V204H36V205H38L39 207L41 206V205H43V203H44V201H46V200H49V199H51V201L52 200H55V201H58L59 203H60V205H52V204H49V203H45V204H47V205H52L51 207H53L52 208V210L53 211H49V212H44V214H46V215H48V216H52L53 218H55V217H57V216H59V217H62V218H64V219H66L67 221H75V222H80L81 221V219H86V220H88L89 221V218L87 219L86 218V216L84 215L85 213H88V214H90V217L91 216H94V215H96V214H98L97 213V208L99 207V204L101 203V201L102 200H104V202L105 203H107L106 204V206H108V204H109V202H108V200H106V199H110V198H112V197H116L117 198V200H118V204H120V202L122 201V199H120V197H121V194H122V192H124V191H137V189H135V190H133V187H132V183H134V181H128V182H123V184H120L119 183V181L116 183V185L118 184V186H116V188H115V191H116V194H112V195H110L111 197H106V195L104 194V193H106V192H101V191H99V190H94L93 192H91V194L90 195H88V196H86V192L89 190H87V191H85L84 193H82L81 191H79V193H74V194H70V196H69V198H66L65 197V195H63L62 197L60 196V194L59 195H55V197H53V196H50L49 198L47 197L48 195H47V191L51 188V190L53 189V191H51V194L52 193H62L63 191L64 192H67V191H74V190H77L76 189V187L74 188V186L72 185V184H70V183H72V180H74V179H71V178H73L71 175H80L79 173H83V170H81L82 169V167L83 166H85V161H79L80 160V158H77V157H75L74 156V154H70V157L69 156H66L67 154H66V151H64L63 149H65L66 147H68V146H72V147H74L73 146V141L71 140V141H66L68 144H58L57 143V145H59V146H55L57 149H59L60 150V154H62V155H64V154H66L65 156H62V158L64 157V158H67V157H69L68 159H79L77 162H68L69 164H60V161L59 160H57V161H59V162H55L54 160H53V158H48L47 159V161L48 162H46V160H42V164H43V167H39L38 165H32V166H28V164L30 163V162H33V160L31 159V157H30V159H28V157H27V155H16V154H14V149L13 148H15L14 147V145L13 146H9V148H6V146H7V142H8V140H6V139H9L10 137H8V135H7V129H9L11 132H16L17 131V129H19L17 132H19L20 130L22 131V126H19V125H16V124H20V121H17V120H19V119H17L16 117V115H14V114H11ZM70 115V114H69ZM93 115V114H92ZM102 115V114H101ZM100 115V116H101ZM106 115V114H105ZM173 115H175V113H173ZM209 115V114H208ZM16 116V117H15ZM49 116V115H48ZM84 117V116H83ZM83 117H81V119L83 118ZM89 117V116H88ZM95 117V115L93 116V118ZM97 117V116H96ZM180 117V116H179ZM181 117H183V116H181ZM216 117V116H215ZM36 118V117H35ZM51 118V117H50ZM65 118V117H64ZM91 118V117H90ZM104 118V117H103ZM189 118V117H188ZM187 118V119H188ZM52 119V118H51ZM74 119V118H73ZM80 119V120H81ZM95 119H97V118H95ZM181 119V118H180ZM183 119V118H182ZM185 119V118H184ZM57 120V119H56ZM58 120H60V119H58ZM168 120H170L169 118L167 119V121ZM179 120V119H178ZM189 120H191L190 118H189ZM76 121V120H75ZM74 121V122H75ZM108 121V122H107ZM180 121V120H179ZM16 122H18V123H16ZM45 122H46V125L49 123L48 122V120L47 119H45ZM51 122V121H50ZM60 123H61V121H59ZM173 122H177V123H173ZM28 123V122H27ZM90 123H93V122H90V121H88L87 123H85L86 125L87 124H90ZM158 123V124H157ZM165 123V122H164ZM186 123H188V122H186ZM31 124V123H30ZM29 124V125H30ZM70 124V123H69ZM72 124V123H71ZM166 124H167V122H166ZM193 124V123H192ZM195 124V123H194ZM74 125V124H73ZM72 125V126H73ZM80 125V124H79ZM127 125H133L134 127L136 126L137 127V129L135 130V131H138L139 132V129L141 128V130H143V132L145 133H142L140 136H138V137H133V135L132 136H130V137H126V138H124L123 139V137L124 136H122V138H119L120 136H121V134H125L126 133V131L128 130V129H131V128H129V126H127ZM187 125H189V124H185V126L187 127ZM212 125V124H211ZM211 125H208L207 124V126H210L211 127ZM50 126H52L53 127V130L54 131H52V130H49V132H47V133H45L44 131V133H42V134H40V135H48V137L49 136H51V137H53L52 139L55 141V143H56V141H60V142H64L62 139H65V138H61V136H59V135H57V133L59 134V133H62L63 131H66V127L65 126H63V128H61V130H56V129H54V127L56 126V125H50ZM62 126V125H61ZM71 126V127H72ZM81 126V125H80ZM79 126V127H80ZM90 126H91V124H90ZM95 126V127H96ZM104 126V125H103ZM157 126H160V128L162 127V129H163V131H161V129L158 131V127ZM191 126V125H190ZM220 126V125H219ZM49 127V126H48ZM69 127V126H68ZM84 127V126H83ZM100 127V126H99ZM106 127V126H105ZM105 127H101V128H105ZM189 127V126H188ZM192 127V126H191ZM34 128V127H33ZM41 128V127H40ZM74 128V127H73ZM78 128V127H77ZM77 128H75V129H77ZM101 128H99V129H101ZM204 128H206L207 129V127L205 126ZM24 130H26L25 128H23ZM42 129V128H41ZM65 129V130H64ZM98 129V128H97ZM98 129V130H99ZM133 129V128H132ZM177 129V128H176ZM186 129V128H185ZM191 129V128H190ZM195 129H196V127H195ZM263 129V128H262ZM30 130V129H29ZM40 130V129H39ZM69 130V129H68ZM77 130H80L79 128L77 129ZM81 130H82V132H84L85 133V131H86V129H85V131H83V129H82V127H81ZM90 130V129H89ZM103 130V129H102ZM105 130H108V129H105ZM171 130V129H170ZM175 130V129H174ZM192 130H194V129H192ZM204 131H205V129H203ZM211 131H212V129H210ZM27 131V130H26ZM46 131V130H45ZM134 131V130H133ZM148 131V132H147ZM179 131L177 132V134H179ZM191 131V130H190ZM3 132V133H4ZM67 132V131H66ZM71 132H72V130H71ZM81 132V133H82ZM87 132V131H86ZM90 132V131H89ZM149 134H147V133ZM171 132V131H170ZM176 132V131H175ZM195 132H196V130H195ZM31 133V132H30ZM38 133H40V132H38ZM76 133V132H75ZM95 134H99V133H96V130H95V132H94ZM183 133H186V132H183ZM190 133V135H192V134H195V133H193V131L192 132H189ZM189 133H186V134H189ZM192 133V134H191ZM200 133V132H199ZM201 133H203V132H201ZM206 133H208V132H205V135H207ZM16 134V133H15ZM14 134V135H15ZM33 134V133H32ZM31 134V135H32ZM67 134H68V132H67ZM72 134V133H71ZM77 134H80L79 132L78 133H76V134H74V135H72V136H74L73 138H75V136L77 135ZM86 135H89L88 133H85ZM84 134V135H85ZM90 134H92V133H90ZM128 134H129V132H128ZM173 134V133H172ZM176 134V135H177ZM181 134V133H180ZM210 134H212L211 132H210ZM18 135H20V134H18ZM27 135V134H26ZM54 135V136H53ZM64 135V134H63ZM62 135V136H63ZM69 135V134H68ZM83 135V134H82ZM81 135V136H82ZM126 135V134H125ZM174 135V134H173ZM183 135V134H182ZM254 135V134H253ZM11 136V135H10ZM13 136V135H12ZM25 136V135H24ZM28 136V135H27ZM33 136V135H32ZM71 136V135H70ZM81 136H78V137H80L81 138ZM91 136V135H90ZM95 136V135H94ZM94 136H92V137H94ZM97 136V135H96ZM127 136V135H126ZM135 136V135H134ZM151 136H155V137H151ZM188 136V135H187ZM194 136V135H193ZM193 136H191V137H193ZM196 136V135H195ZM14 137V136H13ZM30 137V136H29ZM45 137V136H44ZM77 137V136H76ZM77 137V138H78ZM182 137V136H181ZM185 137V136H184ZM184 137H182L183 139H184ZM190 137V138H191ZM198 137V136H197ZM217 137V136H216ZM16 138V137H15ZM18 138V137H17ZM28 138V137H27ZM27 138L26 139H23L24 141L25 140H27ZM36 138V137H35ZM189 138V137H188ZM196 138V137H195ZM214 138V137H213ZM33 139V138H32ZM38 139V138H37ZM48 139V138H47ZM51 139V140H52ZM60 139V140H59ZM68 139V138H67ZM66 139V140H67ZM72 139V138H71ZM76 139V138H75ZM74 139V141H78V140H75ZM98 139V138H97ZM122 139V140H121ZM182 139V140H183ZM185 139H186V137H185ZM211 139V138H210ZM12 140V139H11ZM62 140V141H61ZM84 140V139H83ZM194 140V139H193ZM37 141V140H36ZM80 141V140H79ZM93 141V140H92ZM196 141V140H195ZM26 142V141H25ZM38 142V141H37ZM43 142H45V141H43ZM47 142V141H46ZM69 142H72V145L71 144H69ZM101 141H99V143H100ZM106 142V143H105ZM9 143H12V142H9ZM17 143V142H16ZM21 143V142H20ZM80 143H82V142H80ZM95 143H97V141L95 140ZM99 143H98V145H99ZM43 144V143H42ZM52 144H54V142L52 141ZM79 144V143H78ZM77 144V145H78ZM85 144V143H84ZM84 144H80V145H84ZM206 144V143H205ZM208 144V143H207ZM20 145V144H19ZM30 145V144H29ZM29 145H27L28 147H30ZM38 145V144H37ZM76 145V146H77ZM103 145V146H104ZM110 145V144H109ZM85 146V145H84ZM100 146V145H99ZM18 148H19V146H17ZM50 147V146H49ZM52 147V146H51ZM95 147V146H94ZM101 147V146H100ZM107 147H108V145H107ZM110 147V146H109ZM119 147V146H118ZM196 147V146H195ZM23 148H24V146H23ZM54 148V147H53ZM70 148V147H69ZM76 148V147H75ZM97 148V147H96ZM102 148V147H101ZM114 148V147H113ZM116 148V147H115ZM202 148V147H201ZM20 149H22V144H21V148ZM41 149V148H40ZM44 149H46V148H44ZM49 149V148H48ZM68 149V148H67ZM71 149V148H70ZM74 149V148H73ZM79 149H80V147H79ZM98 149V148H97ZM96 149V150H97ZM103 149H104V147H103ZM119 149V148H118ZM121 149V148H120ZM128 149H126V150H128ZM134 149H136V150H134ZM175 149H179V151H174ZM205 149V148H204ZM209 149H211V148H209ZM243 149V148H242ZM19 150V149H18ZM77 151H78V149H76ZM99 150V149H98ZM101 150V149H100ZM197 150H199V147H198V149ZM196 150V151H197ZM207 150V149H206ZM241 150V149H240ZM58 151V150H57ZM74 151V150H73ZM105 151V150H104ZM103 151V152H104ZM116 151V150H115ZM124 151V150H123ZM140 151H141V155H140ZM169 151L170 152H175V153H169ZM204 151V150H203ZM203 151H201V152H203ZM245 151H247V149H245ZM54 152V151H53ZM107 153L109 152V151H106ZM189 152H188V154H189ZM194 152V154H195V151H193ZM192 152V153H193ZM201 152H198L197 154H199V153H201ZM212 152V151H211ZM243 152V151H242ZM252 152V151H251ZM16 153V152H15ZM21 153V152H20ZM23 153V152H22ZM30 153V152H29ZM28 153V154H29ZM50 153V152H49ZM126 153V152H125ZM125 153H124V155H125ZM186 153V152H185ZM191 153V154H192ZM210 153V152H209ZM39 154H40V152H39ZM42 154V153H41ZM68 154H69V152H68ZM202 154V153H201ZM235 154H237V153H235ZM241 154V153H240ZM9 155H11V156H9ZM46 155V154H45ZM49 155V154H48ZM51 155V154H50ZM77 156H79V155H83L82 153H77L76 154ZM108 155V154H107ZM203 155V154H202ZM208 155V154H207ZM221 155V154H220ZM249 155V154H248ZM264 155V154H263ZM42 156V155H41ZM47 156V155H46ZM184 156V155H183ZM186 156H187V153H186ZM197 156H199V155H197ZM196 156V157H197ZM243 156V155H242ZM241 156V157H242ZM25 157V158H24ZM36 157V156H35ZM40 157V156H39ZM55 157V156H54ZM191 157V156H190ZM214 157V156H213ZM250 157V156H249ZM248 157V158H249ZM11 158H13V159H11ZM33 158V157H32ZM108 158V157H107ZM193 158V157H192ZM192 158H191V160H192ZM45 159V158H44ZM217 159V158H216ZM244 159V158H243ZM250 159V158H249ZM56 160V159H55ZM183 160V159H182ZM212 160V162H213V160H215V159H211ZM66 161V160H65ZM89 161H91V160H89ZM133 161H135V163H133ZM185 161V160H184ZM190 161V160H189ZM195 161V160H194ZM201 161V160H200ZM217 161H219L218 159H217ZM222 161V160H221ZM93 162V161H92ZM114 162V161H113ZM186 162H187V160H186ZM203 162V161H202ZM216 162V161H215ZM248 162V161H247ZM36 163H38V161H36ZM185 163V162H184ZM183 161H182V167H183ZM189 163V165H190V162H188ZM187 163V164H188ZM192 163V162H191ZM205 163V162H204ZM203 163V164H204ZM221 163H223V161L221 162ZM221 163H219V164H221ZM39 164V163H38ZM89 164V163H88ZM90 164H92V163H90ZM209 164H212L211 162L209 163ZM248 164V163H247ZM25 165H27V166H25ZM50 166L48 169H46V168H44L45 166ZM204 165H206V164H204ZM105 166V165H104ZM184 166H185V164H184ZM224 166V165H223ZM37 167H39L38 168V170H36L35 168H37ZM94 167V166H93ZM170 168L172 167V165L171 166H169ZM176 167V166H175ZM204 167V166H203ZM202 167V168H203ZM209 167V166H208ZM211 167V166H210ZM212 167H213V165H212ZM216 167H219L220 168V166H217L216 165ZM170 168H166L165 169V166L161 169V173H164V174H162V175H159V176H163V177H165V179H163V180H165L166 182H169V179L171 180V182H180V180L182 179V174H184L183 176H185L186 175V173H187V170H184V171H182L181 170V166L180 167H178V168H176V169H170ZM185 168V167H184ZM223 168V167H222ZM149 169V170H148ZM192 169H193V167H192ZM198 169V168H197ZM196 170V169H195ZM203 170V169H202ZM201 170V171H202ZM211 170V169H210ZM218 170V169H217ZM223 170V169H222ZM167 171H168V174H167V176H166V173H167ZM200 171V170H199ZM200 171V172H201ZM216 171V170H215ZM214 171V172H215ZM219 171V170H218ZM102 172H104V171H102ZM153 172V171H152ZM184 172V173H183ZM193 172V171H192ZM197 172V171H196ZM211 172V173H210ZM220 172V171H219ZM224 172V171H223ZM227 171H225L223 174H213L212 173V171H207V173L205 174H200L202 177H198V184H197V179L194 177V178H191V177H193V176H191L190 178H191V180H189L188 179V181L191 183V181H194L191 185H189V183H188V185H187V190L189 189V190H191V191H193V199L191 198L190 200H189V202H191L192 204H189V206H191L192 207V205H195V209L197 208L198 209V212H197V216L198 217H200L201 219H199V218H196V219H199V220H194V221H196L197 222V225H202L201 227H199V228H206L205 227V225H204V222H203V218H204V216H206L209 212H210V210H211V208H213V207H215V206H217L218 208H221V209H225V207H223V206H221V205H219L218 203L217 204H213L212 205V202L213 203H215V200H219L220 199V197H222L221 198V200H223L224 201V203L226 204V206H228L229 205V202H228V198H227V195L229 194V193H232L233 194V196H232V198H230L231 199V202H230V205H232V206H234V207H237L238 205H233V202H234V199H238V200H240L242 203H240V204H245L246 205V207H249V205L247 204V203H250V202H252V197H250V196H243L242 195V192H243V190L244 189H242L241 190V188L239 189V188H236L235 186H237V185H234L233 184V182L235 181V178H234V180H232V179H230V176H229V174H228V177H229V179L224 175V174H227L226 173ZM94 173V172H93ZM194 173V172H193ZM221 173V172H220ZM261 173H262V171H261ZM99 174V173H98ZM138 174H140L141 176H140V179L139 178H137V177H139V175ZM191 174V173H190ZM193 175V174H192ZM242 175V174H241ZM263 175V174H262ZM84 176V175H83ZM137 176V177H136ZM155 176V175H154ZM153 176V174H152V178L154 177ZM196 176V175H195ZM237 176V175H236ZM245 176V175H244ZM260 176V175H259ZM15 177H18V178H15ZM20 177H22V180L23 181H18V179H20ZM134 177V178H133ZM136 177V178H135ZM263 177V176H262ZM36 178L39 180V181H45V182H43V183H40V184H38L37 183V181H35L36 180ZM55 178L56 179H60L61 181H62V183H63V185H61V184H56V183H54V182H56V180H55ZM75 178H77V177H75ZM186 178H188V177H184V180L186 179ZM227 178V179H226ZM246 178V177H245ZM261 178V177H260ZM93 179V178H92ZM149 179V178H148ZM158 179V178H157ZM194 179V180H193ZM243 179V178H242ZM248 179V178H247ZM246 179V180H247ZM262 179V178H261ZM128 180V179H127ZM126 180V181H127ZM245 180V179H244ZM93 181V180H92ZM144 181V180H143ZM151 181V180H150ZM259 181V180H258ZM46 182H49V183H46ZM160 182V181H159ZM183 182V181H182ZM187 182V181H186ZM262 182V181H261ZM75 183V182H74ZM94 183V182H93ZM185 183V182H184ZM238 183V182H237ZM242 183H243V181H242ZM263 183V182H262ZM56 184V185H55ZM69 184V185H68ZM144 184V183H143ZM236 184V183H235ZM184 185H186V184H184ZM245 185V184H244ZM66 186V187H65ZM69 186V187H68ZM173 186V185H172ZM239 186H241V185H239ZM238 186V187H239ZM140 187V186H139ZM171 187V186H170ZM169 187V188H170ZM249 187V186H248ZM247 187V188H248ZM90 188H100L98 185H95V184H93ZM242 188H243V186H242ZM245 188V187H244ZM254 188V187H253ZM253 188H251V189H253ZM70 189V190H69ZM171 189V188H170ZM181 189H183V186L182 187H179V186H176V188L174 187V191L178 194V195H180L179 193L181 192ZM250 189V188H249ZM260 189H262V188H260ZM172 190H173V188H172ZM188 190V191H189ZM238 190V191H237ZM18 191H20V192H18ZM22 191H24V192H22ZM146 191H148V192H146ZM166 191V190H165ZM170 191V190H169ZM173 191V192H174ZM47 192V193H46ZM63 192V193H64ZM141 192H143V191H141ZM144 192H146L145 193V196L147 195V193H150L149 192V190H147V189H145L144 190ZM167 192V191H166ZM165 192V193H166ZM172 192V193H173ZM253 192V191H252ZM27 193V194H26ZM40 193V194H39ZM109 193V192H108ZM168 193H170V192H168ZM262 193V192H261ZM41 194H44V195H41ZM144 194V193H143ZM152 194V193H151ZM167 194V193H166ZM174 194V193H173ZM260 194V193H259ZM67 195V194H66ZM171 195V194H170ZM221 195V196H220ZM264 195V194H263ZM177 196V195H176ZM257 196V195H256ZM255 196V197H256ZM95 197H97V198H95ZM178 197V196H177ZM180 197V196H179ZM217 199H216V198ZM259 197V196H258ZM91 198H95V199H91ZM103 198V199H102ZM105 198V199H104ZM176 197H175V195L173 196V199H175ZM210 198V199H209ZM260 198V197H259ZM87 199H91V200H89V201H86ZM96 199H98V200H96ZM186 199V198H185ZM184 199V200H185ZM226 199V200H225ZM184 200H183V203H184ZM260 200V199H259ZM83 201V202H82ZM162 202H164L163 200H161ZM255 201V200H254ZM49 202V201H48ZM175 202H178V199H176L175 200ZM261 202H263V201H261ZM261 202H259V205L258 206H256L257 208L259 207V208H261V209H264V204L263 203H261ZM167 203V202H166ZM57 204V203H56ZM179 204V203H178ZM185 204V203H184ZM205 204H207L208 206L207 207H205L204 205ZM19 205V204H18ZM167 205V204H166ZM166 205H162V206H166ZM20 206H22V205H20ZM181 206V205H180ZM183 206V205H182ZM187 206V205H186ZM220 206V207H219ZM10 207V206H9ZM46 207V206H45ZM211 207V208H210ZM1 208V207H0ZM47 208V207H46ZM184 208V207H183ZM189 208V207H188ZM194 208V207H193ZM39 209V208H38ZM44 209V208H43ZM51 209V208H50ZM174 209H175V207L173 208V211H174ZM185 209V208H184ZM191 209V208H190ZM8 210V209H7ZM30 210H31V208H30ZM154 209L153 208H149L147 211H148V213L149 212H152ZM176 210H178V208L176 209ZM189 210V209H188ZM187 210V211H188ZM186 211V210H185ZM190 211V210H189ZM14 212V211H13ZM118 212V211H117ZM164 212H166L164 209H163V213ZM176 212V211H175ZM180 212V211H179ZM191 212V211H190ZM196 212V211H195ZM37 213V212H36ZM182 213H183V211H182ZM181 212H180V214H182ZM187 213V212H186ZM15 214V213H14ZM118 214V213H117ZM184 214H185V212H184ZM189 214V213H188ZM187 215V214H186ZM190 215V214H189ZM18 216V215H17ZM193 216V215H192ZM191 216V217H192ZM195 216L196 215H194L193 217H194V219H195ZM110 217V216H109ZM191 217H189L190 219H191ZM92 218V217H91ZM96 218V217H95ZM110 218H112V216L110 217ZM185 218V217H184ZM238 218H239V221H243V220H246V219H251L252 221H254V222H256V224H255V226H250V227H248L247 228V225L248 224H251L249 221H246V222H242V223H236V222H232V223H229V224H226V225H224V224H219V225H224V227L222 226V227H220V229L221 230H218V231H220V233L218 232V233H214L215 235H209V234H206V238L204 239V241H203V243H206L205 244V246L204 247H208V248H210V249H212L214 246H216V245H218V244H223V240H225L226 238H228L229 240L228 241H230L232 244L234 243V240L236 241V243L235 244H237L236 246H237V250H239V255H238V259H237V261H236V264H248V261H247V259H246V257H245V254L246 253H249L250 255H251V259H250V261H249V264H263L264 263V218H257L256 216H254V215H252L251 213H249V212H243V211H240L239 212V216H238ZM8 219V218H7ZM171 219H172V221L173 222H178V220L176 221V220H174V219H177L176 218V214H171ZM17 220V219H16ZM182 220H183V218H182ZM192 220V219H191ZM191 220H187V221H190L191 222ZM193 221V222H194ZM192 222V223H193ZM196 222H195V224H196ZM253 222V223H254ZM84 224V223H83ZM187 224H188V222H187ZM187 224H182V222L181 223H179V226L180 227H183V228H186V229H188L189 227H188V225ZM191 224V223H190ZM210 224V223H209ZM172 224H170L169 226H171ZM211 226L212 225H210V227L209 228H211ZM214 226V225H213ZM192 227H194V224L192 225ZM252 227V229H251V233H254L253 234V237H250L249 235H247V233L244 231V229H250ZM175 228H177V226H175ZM195 229H196V227H194ZM218 229V228H217ZM223 229V230H222ZM189 230V229H188ZM191 230V229H190ZM196 230H199V229H196ZM216 230V229H215ZM229 230H235L236 231V234L235 235H227L226 234V232L227 231H229ZM211 231V230H210ZM193 232V231H192ZM202 232H204L205 233V231L202 229L201 230V233ZM208 232V231H207ZM200 233V232H199ZM198 233V234H199ZM201 233H200V237H201ZM203 235H205V234H203ZM199 237V238H200ZM202 238H203V236H202ZM258 239V238H260V240H259V242L258 243H256V244H254V242H255V239ZM242 240H243V243H242ZM200 241H201V239H200ZM200 241H199V243H200ZM242 243V244H241ZM201 244H202V242H201ZM209 245V246H208ZM200 246V245H199ZM223 246V245H222ZM217 247V246H216ZM219 247V246H218ZM221 247V246H220ZM223 248V247H222ZM218 249V248H217ZM219 250H221V249H219ZM170 255V254H169Z\"/></svg>", "mask_w": 264, "mask_h": 264}, {"label": "snow or ice", "instance_id": "snow-or-ice-1", "mask_svg": "<svg viewBox=\"0 0 264 264\" xmlns=\"http://www.w3.org/2000/svg\"><path fill=\"white\" fill-rule=\"evenodd\" d=\"M133 163H135V161H133ZM245 184L249 183L248 180L244 181ZM193 207L195 208V205H193ZM15 219H24L23 217H16Z\"/></svg>", "mask_w": 264, "mask_h": 264}]
</instances>
